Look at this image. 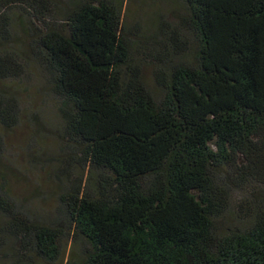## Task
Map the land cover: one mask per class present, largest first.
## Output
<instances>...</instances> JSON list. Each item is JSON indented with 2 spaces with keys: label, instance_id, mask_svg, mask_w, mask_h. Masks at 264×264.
Listing matches in <instances>:
<instances>
[{
  "label": "trees",
  "instance_id": "16d2710c",
  "mask_svg": "<svg viewBox=\"0 0 264 264\" xmlns=\"http://www.w3.org/2000/svg\"><path fill=\"white\" fill-rule=\"evenodd\" d=\"M178 1L144 38L124 0H2L0 80L38 65L63 124L51 215L0 176V264L69 239L68 264H264V0ZM20 118L1 84L0 127Z\"/></svg>",
  "mask_w": 264,
  "mask_h": 264
},
{
  "label": "rangeland",
  "instance_id": "374dc122",
  "mask_svg": "<svg viewBox=\"0 0 264 264\" xmlns=\"http://www.w3.org/2000/svg\"><path fill=\"white\" fill-rule=\"evenodd\" d=\"M124 2L125 24L131 32L141 34L144 38L152 34L160 22H174L177 14L184 12L178 0ZM11 11L16 21L24 14L18 5L13 6ZM144 52L138 48V55H143ZM144 76L148 85L156 89L152 65L145 66ZM4 83L16 91L20 98L21 118L16 127H0L6 141L5 154L0 158V176L8 177L9 188L14 197L30 203L41 215H51L57 202L54 167L59 151V131L63 124L58 102L52 97L38 65L30 66L28 76L23 80H0V85ZM11 246L13 245L3 249L0 262L10 261L9 254L4 252ZM75 250L73 240H66L61 257L52 264H68ZM39 264L51 263L40 260Z\"/></svg>",
  "mask_w": 264,
  "mask_h": 264
}]
</instances>
